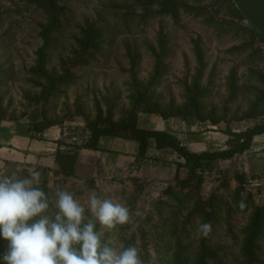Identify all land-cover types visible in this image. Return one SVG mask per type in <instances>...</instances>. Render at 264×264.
<instances>
[{
	"label": "rangeland",
	"instance_id": "rangeland-1",
	"mask_svg": "<svg viewBox=\"0 0 264 264\" xmlns=\"http://www.w3.org/2000/svg\"><path fill=\"white\" fill-rule=\"evenodd\" d=\"M54 15L61 17L52 22ZM51 26L53 52L39 73L42 32ZM248 26L226 0H0V147L11 150L15 139L9 160L22 155L0 177L38 170L49 212L57 187L85 206L90 192L117 198L130 221L102 239L136 246L143 264H177L178 256L196 264L200 225L209 222L208 264H246L259 215L255 264H264V134L197 173L155 142L143 160L131 141L84 148L93 128L116 126L172 133L199 155L243 146L264 125V43ZM87 34L99 36L90 51ZM58 151L78 156L75 175L63 174ZM6 247L0 238V253Z\"/></svg>",
	"mask_w": 264,
	"mask_h": 264
},
{
	"label": "clouds",
	"instance_id": "clouds-1",
	"mask_svg": "<svg viewBox=\"0 0 264 264\" xmlns=\"http://www.w3.org/2000/svg\"><path fill=\"white\" fill-rule=\"evenodd\" d=\"M40 176L29 169L24 178L0 177V238L7 241L2 264H143L136 246L117 247L102 239L105 231L130 221L127 206L95 192L85 206L57 187L51 205L55 211L49 212L50 198L37 186ZM211 228L210 222L200 225L205 236Z\"/></svg>",
	"mask_w": 264,
	"mask_h": 264
},
{
	"label": "trees",
	"instance_id": "trees-1",
	"mask_svg": "<svg viewBox=\"0 0 264 264\" xmlns=\"http://www.w3.org/2000/svg\"><path fill=\"white\" fill-rule=\"evenodd\" d=\"M229 5V13L231 17L235 21H239L241 23H245L246 21L237 10L233 0H226ZM61 16H53L51 19L52 22L60 19ZM56 19V20H55ZM249 31L254 36H257L261 39L264 43V37L259 35L254 29L248 26ZM53 26L50 28L44 29L42 32V41L43 46L39 52V59H38V72L42 73V67L45 64V56L49 53L53 52V37L56 35L57 31H55ZM90 32V30H89ZM91 33V32H90ZM86 37L87 41L84 49L91 50L95 48L98 37H92L91 34H87ZM57 81V80H56ZM60 83V81L53 83L51 89L55 88V85ZM264 134V125H260L259 127L255 128L248 139L243 144V146H237L232 150L220 153L218 155L215 154H206V155H199L189 151L187 148L182 146L180 139L169 132L166 131H158V130H145L135 126H116L112 128H93L91 130V138L90 140L84 145V148L92 151V152H102L101 148V141L103 139H122L126 141H131L136 143L137 145V154L136 158L138 160H143L147 157L152 142L156 143L158 148L167 147L177 153L179 156L183 157L186 160V167L191 171L197 173L198 169H202L204 171H211L215 164L223 159H230L234 157L236 154H241L250 150L254 137ZM58 158L62 157V160L66 162L61 168L63 170V174L67 176H73L77 173V166L78 162L80 161L76 154L70 153H62L58 151ZM201 170V171H202ZM260 220L259 215H256L251 231L250 236L248 238L246 248H245V257H246V264H255V242L257 240V236L259 233V226ZM209 235V234H208ZM208 235L205 236L200 244L199 248V255L197 258L196 264H208L210 260H214L215 255L209 251L208 248ZM177 264H181L180 258L178 256ZM217 264V263H215Z\"/></svg>",
	"mask_w": 264,
	"mask_h": 264
},
{
	"label": "water",
	"instance_id": "water-1",
	"mask_svg": "<svg viewBox=\"0 0 264 264\" xmlns=\"http://www.w3.org/2000/svg\"><path fill=\"white\" fill-rule=\"evenodd\" d=\"M246 23L264 37V0H233Z\"/></svg>",
	"mask_w": 264,
	"mask_h": 264
},
{
	"label": "crops",
	"instance_id": "crops-1",
	"mask_svg": "<svg viewBox=\"0 0 264 264\" xmlns=\"http://www.w3.org/2000/svg\"><path fill=\"white\" fill-rule=\"evenodd\" d=\"M28 139H29V137H28ZM109 140H116V139H109ZM118 140H122V139H118ZM14 141H15V139H13V140H11V141H9L10 142V144H8L9 146L11 145L12 146V149L11 150H9V151H7L8 149H4L3 147H0V168L1 167H3L4 168V166H6V161H8V163H10V164H12L13 165V163H18V162H20V161H22L20 158H22V155L20 154V155H18V154H16V162H11L10 160H9V157H14V155L11 153V152H13L12 150H16V147H15V144H14ZM29 141V144H33V145H36L37 143L34 141V140H28ZM3 142H1V144H2ZM4 143H5V141H4ZM18 143V142H17ZM132 144H133V146H134V148L136 149V154H137V146H136V143H133L132 142ZM3 145V144H2ZM43 145H44V143H43ZM37 147H36V152L37 151H39V150H41L40 148H41V144H38V145H36ZM46 147V146H45ZM101 148H102V152H104V150H105V145H103V144H101ZM22 150L21 151H24V147H22L21 148ZM15 153V152H14ZM17 153V152H16Z\"/></svg>",
	"mask_w": 264,
	"mask_h": 264
}]
</instances>
